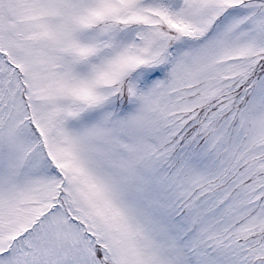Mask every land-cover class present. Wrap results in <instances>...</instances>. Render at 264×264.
Listing matches in <instances>:
<instances>
[{"label": "snow or ice", "instance_id": "6c2138e0", "mask_svg": "<svg viewBox=\"0 0 264 264\" xmlns=\"http://www.w3.org/2000/svg\"><path fill=\"white\" fill-rule=\"evenodd\" d=\"M0 264H264V0H0Z\"/></svg>", "mask_w": 264, "mask_h": 264}]
</instances>
